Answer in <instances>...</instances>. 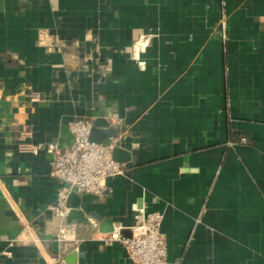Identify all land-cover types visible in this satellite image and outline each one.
<instances>
[{
    "label": "crops",
    "instance_id": "1",
    "mask_svg": "<svg viewBox=\"0 0 264 264\" xmlns=\"http://www.w3.org/2000/svg\"><path fill=\"white\" fill-rule=\"evenodd\" d=\"M101 103L127 160L75 235L18 144L68 147ZM150 212L173 264H264V0H0V264H132L99 227Z\"/></svg>",
    "mask_w": 264,
    "mask_h": 264
},
{
    "label": "built area",
    "instance_id": "2",
    "mask_svg": "<svg viewBox=\"0 0 264 264\" xmlns=\"http://www.w3.org/2000/svg\"><path fill=\"white\" fill-rule=\"evenodd\" d=\"M92 124L93 120L86 117L69 121L67 126L72 142L68 147H59L52 142L18 144L20 153L33 156L43 153L48 157L50 176L59 181L55 201L48 207L56 217H63L68 210L67 198L72 191L103 197L110 191L107 180L124 172V164L113 158L116 137L100 143L91 141ZM162 218L160 212L146 213L141 221L127 229L129 235L123 234L124 227L117 225L102 241L105 244L120 243L132 264H173L167 259L165 239L161 233ZM68 234L64 228L59 229L56 240L74 241V236ZM31 236V226L23 225L21 240L31 241ZM51 264L64 263L53 258Z\"/></svg>",
    "mask_w": 264,
    "mask_h": 264
},
{
    "label": "water",
    "instance_id": "3",
    "mask_svg": "<svg viewBox=\"0 0 264 264\" xmlns=\"http://www.w3.org/2000/svg\"><path fill=\"white\" fill-rule=\"evenodd\" d=\"M118 129L112 127L110 123L105 119V113L103 110V104H100V111L98 115L94 118L91 133L89 139L93 142L100 143L109 138H115L117 135ZM122 150L118 147H115L113 150V158L118 162L126 161L123 157H120ZM80 198L75 191H72L67 198V207L68 210L63 215V224L73 225L74 234L79 235L80 224L82 228L88 227L94 230L92 223L88 221L84 213L79 209ZM108 224V225H107ZM113 230L112 225H109V222L104 223L99 227V231L102 233H110ZM123 234L129 235L128 230L122 231ZM64 264H75L76 263V253H71L68 257L63 259Z\"/></svg>",
    "mask_w": 264,
    "mask_h": 264
}]
</instances>
